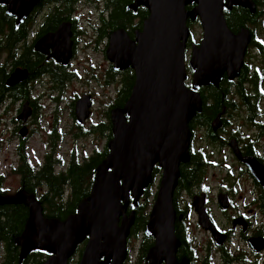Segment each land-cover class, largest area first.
I'll list each match as a JSON object with an SVG mask.
<instances>
[{
    "label": "water",
    "instance_id": "1",
    "mask_svg": "<svg viewBox=\"0 0 264 264\" xmlns=\"http://www.w3.org/2000/svg\"><path fill=\"white\" fill-rule=\"evenodd\" d=\"M41 0H0L6 13L20 25ZM194 6L191 10L187 7ZM145 8L148 18L134 41L124 30H118L108 39L106 57L116 72L131 69L134 84L131 95L121 109L110 114L113 140L108 144L109 154L98 166L88 201L83 202L74 216L65 221L42 217L39 203L22 195L11 199L0 196V205L22 204L30 211L28 225L37 232L38 248L50 256L43 264H68L77 247L87 238L79 264H123L128 256L127 238L133 215H126L129 199L135 207L141 194L152 185V172L160 169V179L148 222L143 235L153 239L148 250L147 264H178L176 252L180 246L175 236L176 212L174 191L179 178V167L189 161L191 134L189 123L201 109L199 91L202 87H217L226 78L234 82L244 67L251 43L248 29L237 34L230 32L223 18V10L240 7L251 14L256 11L253 0H134L128 7L132 12ZM198 21L202 39L191 46L189 67L191 88L187 87L185 47L191 36L188 21ZM70 24L63 23L51 34L34 44V51L47 53L63 66L69 60ZM28 73L15 68L9 74L6 88L17 86ZM92 104L83 97L75 105L77 123L82 125L91 115ZM30 116L28 103L22 106L17 121L26 122ZM221 127V115L211 122L212 132ZM21 138L26 135L23 127ZM248 163L255 183L264 190V168L255 160ZM222 209L226 205L220 201ZM192 208L198 226L211 235L216 246H221L225 235L214 226L205 211L204 196L193 198ZM33 215L37 222L33 221ZM182 216L179 217V220ZM254 251L264 248L262 238L250 240ZM29 242L20 245L26 254Z\"/></svg>",
    "mask_w": 264,
    "mask_h": 264
},
{
    "label": "trees",
    "instance_id": "2",
    "mask_svg": "<svg viewBox=\"0 0 264 264\" xmlns=\"http://www.w3.org/2000/svg\"><path fill=\"white\" fill-rule=\"evenodd\" d=\"M105 1L108 16L102 20L101 27H99L100 40L108 39L111 34L118 30H124L132 38L136 32L141 31L144 22L148 18V12L145 8L139 7L130 12L128 7L134 0ZM253 2L256 6L254 14L240 7H233L231 10L224 9L222 14L227 29L233 34H237L242 29L249 30L252 37L249 48L257 50L264 57V44L257 40L254 30L260 18L264 15V10H260V8H264V0H253ZM74 5L75 3L72 0H41L35 11L27 16L20 25L16 24L14 17L6 13V6L0 5V111L7 103H22L28 98L30 92L27 81L15 87L6 88V81L12 70L18 67L28 69L31 75L30 81L33 83L36 80L34 78L42 71V68H48L42 58L26 47L30 29H38L40 34L53 32L63 21L70 18L74 11ZM193 7H187L186 10H191ZM45 10L48 12L42 20L39 19L40 17L34 19V14H42ZM193 24L194 21H188V28ZM192 42L194 41L188 42L187 48H190ZM49 71L55 83H59L63 79H58L60 72L51 71L50 69ZM190 71L192 72V69ZM122 77V85H118L117 92L111 98L107 110L103 113V120L98 123L93 122L90 125V131L81 132L79 127V137L74 138V141H76L85 134H95L99 139L104 138L105 144L102 148L95 145L90 155H86L84 152L80 153L79 149L75 147L71 148L68 152V163L65 164L57 156L60 146L59 141L51 136L47 145L49 149L46 151L43 164L36 171L27 159V141H18L16 147L17 165L11 173L19 179V190L15 196H9L7 192H3L6 176L1 174L0 196L14 199L13 197L28 195L39 203L42 217L45 219L63 222L68 217L76 215L80 205L89 198L96 169L109 154L108 144L114 137L110 114L116 109L123 108L131 95L134 84L132 70L124 71ZM262 82V72L255 69L250 74L249 67L245 64L239 77L234 82H228L224 77L217 87L202 88L199 91L201 109L196 112L189 123V128L196 126L209 127L217 115H221V119L224 120L226 113L236 110L235 103L232 102L234 97L240 100L242 106L246 108V120L257 119L259 114L257 103L264 98V93L261 90ZM107 84L113 87L114 78L112 77ZM4 144H7V142L5 143V140L0 138V152ZM8 144H10V141H8ZM80 156L83 158L82 161H80ZM57 166L61 167L59 172L56 171ZM64 166L65 169H63ZM179 173L173 197L176 212L175 236L180 243L176 259L179 263H181V260H186L189 264H212L209 255L205 252L201 254L194 240L189 238V228L185 214L186 207L181 208L178 204L180 193L188 191L189 186L192 187L201 175L196 170H189L188 164L181 165ZM159 174L160 169L155 167L152 172V185L143 191L137 207H135L133 199H129L126 215L132 214L133 220L128 240L144 232V227L148 222L149 200L154 196L152 186ZM180 215L183 217L179 221ZM29 218L30 211L22 204L0 205V264H43L49 258L50 255L37 246L30 248L24 256L21 255L20 241L27 230ZM32 231L37 234L36 230ZM142 239L141 247L138 250L137 264L144 261L148 250L153 246L151 238L143 236ZM79 247H77L74 255H76ZM82 250L79 251L80 254L83 252ZM230 257L229 253L223 257L224 264H231Z\"/></svg>",
    "mask_w": 264,
    "mask_h": 264
},
{
    "label": "flooded vegetation",
    "instance_id": "3",
    "mask_svg": "<svg viewBox=\"0 0 264 264\" xmlns=\"http://www.w3.org/2000/svg\"><path fill=\"white\" fill-rule=\"evenodd\" d=\"M72 1L75 3L74 11L72 12L68 20L61 23L70 24V56L66 66L57 63L55 59L51 57V55L54 53L51 48H48L47 53L45 54L35 52L33 48L34 44L40 38L46 36L47 34L54 33L61 24L53 32L42 34H40L38 32V29L36 30V28L30 29L28 34L29 38L26 42V47L29 48L32 53H35L40 58H42L45 66L48 67L51 71L60 72L61 74L58 75V79H63L59 83H55L50 76L49 69L44 67L45 70L42 68V71L37 75L36 78H34L36 80L31 83V75L29 70L26 68H21L26 70V72L28 73L27 79L22 82L24 83L27 81V84L29 85L30 92L28 94V98L22 101V103H7L2 107V110L0 111L1 127V123L4 121V119L2 118L3 111H6L8 108L18 106L16 112L13 115V119H11L10 121L12 126V129H10L11 136L8 139L4 138L2 133L0 134V138L11 141L9 145L15 144V160L10 164L11 171H13V169L17 165L16 147L18 145V141H28L36 134H41L44 132V139H42V141L44 146L49 149V146L47 145L50 142L51 136L57 138L59 144H62L67 139L73 142L74 138L79 137V127L81 128V132L90 131V118L92 117V111L91 115H89L88 119L82 125H79L77 123V117L75 114V105L83 97H88L89 102L91 101L93 107L94 97L90 93V84L108 88L110 87V84L108 85L107 83L110 82V79L113 77L115 86L113 87L114 93L112 95V98L117 92L118 85H122V73L124 71L116 72L109 62V71L107 72V77L105 78V84L96 82L95 80L97 79L95 77V74L100 69L96 67L90 59V51H96V46H103L104 49L102 50V53L103 56L106 57L109 38L105 40H100L99 38L101 35L99 33V27H101L102 20H104L108 16V9L105 7L106 1L86 0L87 5L89 6V19L86 22H82L80 15L78 14V12H76V9H78L82 0ZM90 4H92V6L96 10L95 19H93L95 25H90ZM33 11H35V9H33ZM44 12L42 14H34V19L40 17L39 19L42 20L46 15L45 14L42 17ZM134 36L132 38L128 35V37L132 41H134ZM189 41H191V36L186 43L185 54L186 49H188L187 44ZM191 46L192 44H190V49ZM252 50L259 53L255 49ZM187 72L189 73L188 77H191L194 71L192 70L191 72L189 68L187 69ZM81 82L85 83V89L81 93H79L78 91H70V95H72V98L71 100H69V102H67L66 105V103H64L65 98L63 96L69 95L70 85L72 83ZM38 85H43V87L46 88V92L43 95H49L50 100L54 105V107L50 110L51 115L48 122L49 124L47 125H42V123L45 122L46 116L44 114L43 106L38 103L40 99L35 95V89ZM190 85L191 81L187 84L188 88H191ZM251 94L253 95L254 93L252 92ZM232 102L235 103L236 107V110L234 112L237 113L239 110L246 109L242 106L243 104L241 103V101L236 97L232 99ZM25 103H28L30 116L23 124L22 122L17 121L16 118L20 114L22 106ZM64 111L68 113L67 115L71 121V125L68 128H66L65 125L64 127L61 125V114ZM228 116H230V113H226L224 115L225 119H221V127L215 133L211 130V123L209 127L196 126L194 128H189L191 134V142L189 148V161L186 164H188L189 170H196V172L200 173L201 176L199 177V180H197V182L195 181L196 183L192 187L189 186L188 191H184V193L187 194V206L185 213L186 220L191 216H194L197 224V215L193 211L192 201L195 197L204 196L205 211L208 217L217 228V230L226 237L225 242L221 246H216L212 241L210 233L208 231L202 230L209 236L211 242L208 243L210 245L209 248L207 247L201 250L202 252H205L207 255H209L211 263L224 264L223 257L229 253L231 256L229 258L231 264H264V248L263 250L256 252L250 245V240L254 238H262L264 240V190L255 183L248 166V163H250L249 160L253 159L264 168V120L261 119L262 115L260 112L257 119H254L252 121L246 119H243V121H237L233 119L230 120L228 119ZM88 122L89 125L87 126ZM23 127L26 129V135L24 136V138H21L19 135V131ZM197 133L201 134L199 143L203 145V147L195 148ZM92 135L93 134H85V136L79 138L78 140L92 137ZM203 148H205V150H203ZM43 161L44 160L42 158L38 166H32L28 160L31 167L36 171L41 168ZM59 169H61V167L57 166L56 171L59 172ZM210 169L219 171L224 175V177L218 178L217 181H215V189H212V187L209 185L210 182L206 178L207 172ZM3 192H7L8 194V188L5 187L4 184ZM220 201H222L226 205V209H222ZM211 204L217 207V211L220 215L226 217V221L230 226L229 228H222L211 216L209 212V206ZM230 212L231 214L228 215V213ZM198 229L201 228L199 227ZM89 239L90 238H87L84 241L85 243H83L82 247L83 250ZM241 244H243V246H241ZM32 247L36 246L34 244H31L28 250ZM127 260L128 256L123 264H126ZM71 261L72 260L69 259V262ZM100 261L104 264L106 263L104 258H101ZM69 262L68 264H70ZM142 262L141 264H147L145 259ZM180 262L181 263L178 262V264H189V262H187L186 260H181ZM162 264L165 263L162 262Z\"/></svg>",
    "mask_w": 264,
    "mask_h": 264
},
{
    "label": "rangeland",
    "instance_id": "4",
    "mask_svg": "<svg viewBox=\"0 0 264 264\" xmlns=\"http://www.w3.org/2000/svg\"><path fill=\"white\" fill-rule=\"evenodd\" d=\"M89 6L87 5V1L86 0H82V2L80 3L78 9H76V12H78V14L80 15V18L82 19V22H86L89 19ZM260 10H264V8H260ZM95 8L92 6V4H90V25H95V22L93 21V19H95ZM47 14V10H45L44 14L42 15V17ZM198 22V21H197ZM196 21H194V24L189 27L190 32H191V44L192 45H198L202 39V29L201 26L199 24V22L197 23ZM91 28V26H90ZM255 33H256V37L257 40L261 43L264 44V15L260 18L259 23L255 26L254 28ZM97 50L96 51H90V59L93 62V64L98 67L100 70L95 74V77L97 80H95L96 82L105 84V78L107 77V72L108 70V66L109 63L106 59V57L103 56L102 50L104 49L103 46H96ZM248 52L246 53L245 56V64L249 67L250 69V74L253 73L255 71V69H257L258 71H261L263 74V82L261 84V90L264 93V57H262L259 53L255 52L254 50L248 48L247 50ZM190 53H191V49L188 48L186 49V55H185V66H186V72L187 69L189 68V58H190ZM189 73L187 72V75ZM191 81V77H188L187 79V84ZM117 82V81H116ZM84 82L81 83H72L70 85V90H69V95H64L63 97L65 98V102L67 105V102H69V100H71L72 95H70V91H78L79 93H81L84 89ZM115 85H113L114 87ZM113 87H101V86H97L95 84H90V93L93 95L94 97V105L91 109L92 111V117L90 118V125L93 122H100L103 120V113L104 111L107 110L108 105L111 101L112 95L114 93V88ZM46 92V88L43 87V85H38L36 86L35 89V95L36 97H38L40 99V101L38 102L40 105L43 106V110H44V114H45V122L42 123V125H47L49 124V120H50V110L54 107V105L52 104V101L50 100V96L46 95L44 96L43 94ZM249 92H251V90H249ZM258 107H259V112L261 113L262 117L261 119L264 120V98L260 99L258 101ZM65 105V106H66ZM18 106L13 107V108H8L6 111H3V115L2 118L4 119V121L1 123V127H0V134H3L4 138H8L11 136V132L10 129H12L11 126V119H13V115L16 112ZM68 113L66 111L62 112L61 114V121H62V126L66 128L70 127L71 125V121L67 115ZM247 111L246 110H239L237 113L231 111L230 112V116H228V119H233V120H237V121H243V119H246L247 117ZM242 123V122H240ZM89 125V122L87 124V126ZM97 135L93 134L92 137H87L85 139H81V140H76V141H69V139H67L64 143L60 144L59 146V153H58V157L61 158L65 164L68 163V159H69V154L68 152L70 151L71 148H77L79 149L80 153H86V155H90L92 153V150L94 148L95 145H98L99 148H102L105 144L104 142V138L103 139H99L98 137H96ZM201 138V134L197 133V137H196V144H195V148L198 147H203V145H201L199 143V140ZM42 139H44V132L43 133H39L36 134L35 136H33L31 139H29L26 142V153H27V159L29 160L30 164L32 166H38V164H40L42 158L44 160V156L46 154L47 151V147L44 146ZM5 140V139H4ZM7 142V144L3 145V149L0 152V172L3 173L6 176L5 179V183L4 186L8 188V195L9 196H15L18 193L19 190V179L17 176H15L14 174L11 173L10 170V164L11 162H13L15 160V153H14V146L13 145H9L8 144V140H5V143ZM11 142V141H10ZM85 150V151H82ZM203 150H205V148H203ZM62 153V154H60ZM218 155V154H216ZM65 158V160H64ZM82 157L80 156V161H82ZM66 167H64L63 169H65ZM224 177L223 173H220L219 171L216 170H209L207 172L206 178L207 180L210 182L209 185L212 187V189L216 188V183L215 181H217L218 178ZM160 179V174L158 177L155 178V181L153 183V191H154V196L157 192V187H158V182ZM154 196L149 200V206H148V210H147V215L149 218V214L153 205V201H154ZM19 197V196H18ZM187 194L182 192L180 193V196L178 198V204L179 207L184 208L187 206ZM213 199V198H212ZM88 201V200H87ZM209 212L211 214V216L216 220V222L224 229L229 228L230 226L228 225L227 221H226V217H224L223 215H220L217 211V207L215 205H210L209 206ZM230 213H228V215H230ZM33 221L37 222V220L35 219V216L33 215ZM187 223H188V231H189V238L194 240L198 250L200 252H202L201 249L203 248H209L210 245L208 243L211 242L209 236L202 231V229H198L199 227L196 224V220L194 216H191L189 219H187ZM27 230L25 231V234L23 235L21 241H20V245H22L25 242H29L30 245L36 243L35 241L38 242V238H37V234L32 231L34 229H32V227L30 225H27ZM142 237L143 234H139L137 237H132L130 238L128 241V260L126 264H137L138 262V250L141 247V243H142ZM236 240V239H235ZM237 241V240H236ZM238 242V241H237ZM85 243V242H83ZM83 243L81 244V246L79 247V250L77 251L76 255H73L70 260H72L71 262H69L70 264H79V259H80V250L83 249ZM241 246H243V244H241ZM29 251V250H28ZM28 251L26 253H28ZM25 255V254H24ZM22 255V256H24ZM0 262H1V257H0Z\"/></svg>",
    "mask_w": 264,
    "mask_h": 264
},
{
    "label": "bare ground",
    "instance_id": "5",
    "mask_svg": "<svg viewBox=\"0 0 264 264\" xmlns=\"http://www.w3.org/2000/svg\"><path fill=\"white\" fill-rule=\"evenodd\" d=\"M37 238H38V236H37Z\"/></svg>",
    "mask_w": 264,
    "mask_h": 264
}]
</instances>
